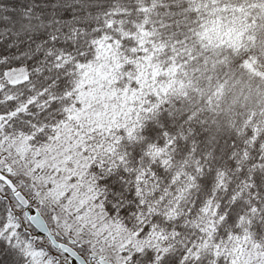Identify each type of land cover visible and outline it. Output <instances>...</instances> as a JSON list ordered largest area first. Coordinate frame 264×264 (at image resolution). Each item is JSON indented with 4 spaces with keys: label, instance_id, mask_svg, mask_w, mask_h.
I'll return each mask as SVG.
<instances>
[{
    "label": "snow or ice",
    "instance_id": "6c2138e0",
    "mask_svg": "<svg viewBox=\"0 0 264 264\" xmlns=\"http://www.w3.org/2000/svg\"><path fill=\"white\" fill-rule=\"evenodd\" d=\"M238 12L0 0V264H264V126L177 98Z\"/></svg>",
    "mask_w": 264,
    "mask_h": 264
},
{
    "label": "trees",
    "instance_id": "16d2710c",
    "mask_svg": "<svg viewBox=\"0 0 264 264\" xmlns=\"http://www.w3.org/2000/svg\"><path fill=\"white\" fill-rule=\"evenodd\" d=\"M241 2L243 12L235 14L232 28L222 32L217 25L205 32L210 43L231 44L207 54L194 49L177 98L225 125H242L254 115L264 126V0Z\"/></svg>",
    "mask_w": 264,
    "mask_h": 264
}]
</instances>
